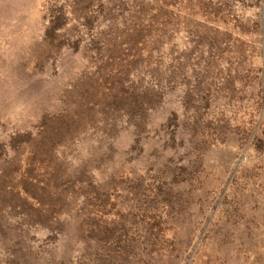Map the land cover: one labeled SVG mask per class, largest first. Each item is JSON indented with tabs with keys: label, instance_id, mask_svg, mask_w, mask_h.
Listing matches in <instances>:
<instances>
[{
	"label": "rangeland",
	"instance_id": "1",
	"mask_svg": "<svg viewBox=\"0 0 264 264\" xmlns=\"http://www.w3.org/2000/svg\"><path fill=\"white\" fill-rule=\"evenodd\" d=\"M0 264H264V0H0Z\"/></svg>",
	"mask_w": 264,
	"mask_h": 264
}]
</instances>
